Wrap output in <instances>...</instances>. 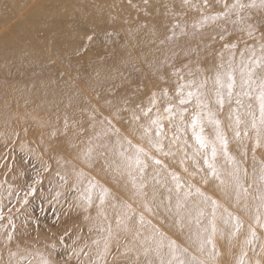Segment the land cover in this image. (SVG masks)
<instances>
[{
  "label": "rangeland",
  "instance_id": "374dc122",
  "mask_svg": "<svg viewBox=\"0 0 264 264\" xmlns=\"http://www.w3.org/2000/svg\"><path fill=\"white\" fill-rule=\"evenodd\" d=\"M262 45L264 0H0V264H264V221L224 219L209 167L239 138L264 159L260 86L216 81L264 82Z\"/></svg>",
  "mask_w": 264,
  "mask_h": 264
},
{
  "label": "bare ground",
  "instance_id": "6f19581e",
  "mask_svg": "<svg viewBox=\"0 0 264 264\" xmlns=\"http://www.w3.org/2000/svg\"><path fill=\"white\" fill-rule=\"evenodd\" d=\"M18 1V0H16ZM22 1V0H21ZM54 0H43L44 3L47 2H51ZM82 1V0H81ZM19 3V2H18ZM57 3V2H56ZM58 4V3H57ZM80 4L77 2H74L73 7L76 8L77 6H79ZM167 5V4H166ZM44 6V5H43ZM82 6V5H81ZM175 6V5H174ZM45 7V6H44ZM72 7V6H71ZM172 7V6H171ZM46 8V7H45ZM68 8V7H67ZM70 8V7H69ZM71 8V9H74ZM80 8V7H79ZM167 8V7H166ZM65 9V8H64ZM65 13V11H64ZM72 13V12H70ZM81 13V12H80ZM26 21V20H25ZM28 25V23H27ZM24 27V26H23ZM230 53V52H229ZM219 55V54H218ZM217 56V55H216ZM236 57V56H235ZM195 58V57H194ZM197 58V57H196ZM195 58V59H196ZM209 58V57H208ZM219 60V59H218ZM227 60V58H226ZM233 60V59H232ZM220 61V60H219ZM225 61V60H224ZM217 62V61H216ZM264 62V61H263ZM220 63V62H219ZM229 63V62H228ZM204 64V63H203ZM221 64V63H220ZM206 67L208 66V75H209V86L205 89V92L209 94V87L211 86V82L213 79V74L215 75V68L217 66H213V65H205ZM188 67V66H187ZM201 67V66H200ZM227 68V67H226ZM230 68V67H229ZM262 68V67H261ZM235 69V68H234ZM254 69V68H253ZM233 70V68H232ZM184 71V70H183ZM209 71L211 72L212 76H210L211 74L209 73ZM219 71V70H218ZM221 71V70H220ZM227 71V70H226ZM200 72V71H199ZM223 72H225V70H223ZM235 72V71H234ZM253 72V71H252ZM202 72L198 73L201 74ZM228 73V71H227ZM232 74V72H229V74ZM184 74V73H183ZM219 74V73H218ZM222 74V73H221ZM202 75V74H201ZM223 75V74H222ZM221 75V76H222ZM190 77V76H189ZM197 78L199 76H196ZM195 77V78H196ZM202 78V76H201ZM204 78V77H203ZM228 78V77H227ZM253 80L251 79L249 81L248 87L243 86V81L241 79H237L236 77V88H244V90H248V88L252 91L255 90L257 88H259L260 84L258 83V77L254 78L252 77ZM200 79V77H199ZM198 79V80H199ZM206 80V77L204 78ZM199 80L202 81V85L205 84V80ZM257 79V80H256ZM192 81V78L190 79ZM196 80V82L198 81ZM190 81V83H191ZM193 81L195 82V80L193 79ZM205 81V82H203ZM217 81V78H216ZM195 82V83H196ZM198 83V82H197ZM230 83V81L224 80L223 84H224V88L223 90L227 91L228 88V84ZM218 84V83H217ZM189 85V84H188ZM181 86V85H180ZM199 86V85H196ZM234 86V87H235ZM189 87V86H188ZM187 87V88H188ZM217 87V85H216ZM220 87H218L219 89ZM217 89V88H216ZM193 89H191L190 91H192ZM222 90V91H223ZM229 90V89H228ZM203 91V90H202ZM217 91V90H216ZM219 91V90H218ZM234 91V90H233ZM232 91V92H233ZM237 91V90H236ZM249 91V90H248ZM204 92V93H205ZM191 93V92H190ZM194 93V92H193ZM202 93V92H201ZM200 93V94H201ZM218 93V92H217ZM221 93V91H220ZM222 94H225L222 92ZM227 94V93H226ZM232 94V93H231ZM176 95V94H175ZM186 95V93H185ZM188 95V93H187ZM195 95V94H194ZM197 95V94H196ZM195 95V97H196ZM236 95H240V93L236 94ZM182 96V95H181ZM189 96V95H188ZM204 96L201 94V97ZM208 96V95H207ZM217 96V95H216ZM223 96V95H222ZM205 97V96H204ZM221 97V96H220ZM173 98V97H172ZM178 98V97H175ZM184 98V97H181ZM189 98V97H188ZM198 98V97H197ZM212 98V97H211ZM224 98V97H223ZM237 99L241 98V101H245V99L243 98L242 95L240 96H236ZM193 99V98H192ZM206 99V98H205ZM209 99V98H207ZM222 99V98H221ZM177 100V99H176ZM180 100V99H179ZM183 100V99H181ZM187 100V99H186ZM210 100V99H209ZM174 101V100H173ZM178 101V100H177ZM197 101V100H196ZM207 101V100H206ZM206 101H203L206 103ZM176 102V101H175ZM202 102V101H201ZM211 102V101H210ZM177 103V102H176ZM212 103V102H211ZM210 103V104H211ZM230 100L228 98L225 99L224 101V107L225 109H223L221 112H219V114H217V119H219L222 123V130H224V137H235L236 135V131L237 128L241 127L240 130H238L237 132H243V129H247L246 123L248 122V118L247 115L245 114V112H242L240 108H233L234 107V103H231ZM246 103V102H245ZM259 103V102H258ZM175 104V103H174ZM178 104V103H177ZM184 104V103H183ZM198 104V103H197ZM201 104V103H200ZM207 104V103H206ZM239 104V103H238ZM190 105V104H189ZM174 106V105H173ZM115 107V106H114ZM179 107V106H178ZM181 107V105H180ZM193 107V106H192ZM191 107V108H192ZM205 107V106H204ZM212 107V105H211ZM117 108V107H116ZM184 109V107H182ZM201 108V107H200ZM258 108V107H257ZM186 109V108H185ZM189 110V108H188ZM200 111V109L198 110V112ZM208 111V110H207ZM260 111V110H259ZM131 112V111H130ZM174 112V111H173ZM196 112V111H195ZM197 112V113H198ZM201 112V111H200ZM124 113H126V116L129 115V110L124 111ZM260 113V112H259ZM196 114V113H195ZM201 114V113H200ZM210 114V113H208ZM207 114V115H208ZM199 115V114H198ZM202 115V114H201ZM200 115V116H201ZM192 116V115H191ZM211 116V115H210ZM137 117V115H136ZM195 117V116H194ZM212 117V116H211ZM214 117V116H213ZM144 118V117H143ZM172 118V116H171ZM198 118V117H196ZM205 118H207L206 116H204V120ZM176 119V118H175ZM174 119V120H175ZM211 120L210 117H208V120ZM178 120V119H177ZM202 119H200V123L199 120L197 119L196 121H198L197 123V130L202 132L200 133L203 137V131L205 130L204 125L201 122ZM184 121V120H183ZM178 122V121H177ZM254 122V121H253ZM177 124V123H176ZM185 124V123H184ZM216 124V123H215ZM166 125V124H165ZM207 125V123H206ZM177 126V125H176ZM178 127V126H177ZM180 127V126H179ZM186 128V127H185ZM171 129V128H170ZM207 129H211L207 128ZM213 129V128H212ZM185 130V129H184ZM218 130V129H217ZM220 131V130H219ZM173 132V131H172ZM186 132V130H185ZM184 132V134H185ZM212 132V130H211ZM223 132V131H222ZM169 133V131H168ZM218 133V131L216 132ZM208 134V133H207ZM219 134V133H218ZM173 135V134H172ZM220 135V134H219ZM217 135V136H219ZM222 135V134H221ZM186 137V135H184ZM209 136V135H208ZM210 136H212L210 134ZM174 137V136H172ZM207 136H205L204 134V140L206 143V138ZM223 137V136H222ZM243 137V136H242ZM256 137V136H255ZM177 138V137H175ZM236 138V137H235ZM234 138V139H235ZM221 139V137H220ZM224 139V138H223ZM222 139V140H223ZM238 139V138H237ZM241 139L239 138V140H235L232 141L230 144V148L231 150H229L230 153H226L222 150L219 149V147L215 146L216 149V154H215V158L213 159V166H214V170L216 175H218L215 179V186L219 189V198H218V202H221L223 205L226 204V207H228L229 209V213H225L220 212L217 209V212L219 211V214L223 216L224 219H228L230 221H235V222H248L249 220L255 221H264V179H262V177H264V169L262 168V162H264V159L261 158V156H255L254 158L251 156V152L249 147L247 148V146L242 145L241 144ZM190 140V139H189ZM187 141V140H186ZM224 141V140H223ZM221 141V142H223ZM210 142V139H209ZM213 142V141H212ZM227 142V141H226ZM209 144V143H207ZM257 144V143H256ZM261 144H262V154L264 155V138H262L261 140ZM184 145V144H183ZM221 145V144H220ZM224 145V144H223ZM198 146V143H197ZM208 146V145H207ZM185 147V146H184ZM187 147V146H186ZM193 147V146H191ZM209 147V146H208ZM217 147V148H216ZM185 149V148H184ZM197 149V148H196ZM224 149V148H223ZM186 150V149H185ZM194 150V149H193ZM192 150V151H193ZM198 150V149H197ZM187 152V150H186ZM193 155V154H192ZM212 155V153H211ZM230 155H232V158L230 157ZM194 156V155H193ZM192 156V157H193ZM207 156V154H206ZM227 158L229 159V161H227ZM194 159V158H193ZM196 159V158H195ZM175 160V159H174ZM221 160V162H220ZM201 163V162H200ZM186 165V164H185ZM202 166V165H200ZM190 168V167H189ZM188 168V169H189ZM212 169V168H211ZM185 170H186V166H185ZM190 170V169H189ZM202 171V170H201ZM191 172V171H190ZM194 173V172H193ZM200 174V173H199ZM193 175V174H192ZM159 176V175H158ZM195 176V175H194ZM205 176V174H204ZM157 177V176H156ZM205 179V178H204ZM168 181V180H167ZM204 181V180H202ZM201 181V182H202ZM208 181V180H207ZM205 183V182H204ZM186 185V184H185ZM184 185V186H185ZM160 187V185H159ZM158 187V188H159ZM211 187V186H210ZM156 188V186H155ZM186 189V188H185ZM195 189V188H194ZM244 189H247V191L245 192ZM196 190V189H195ZM212 190V189H211ZM195 193V192H194ZM193 193V194H194ZM210 193V192H209ZM199 197V196H198ZM217 202V201H216ZM216 204V207L218 206V203ZM188 203V202H187ZM189 204V203H188ZM201 204V203H200ZM211 205V204H210ZM198 206V205H197ZM201 206V205H200ZM225 206V205H224ZM196 208V207H195ZM192 209V208H191ZM175 215H171V216H175L176 218H188L190 217V211L189 208L187 210H182V211H172L171 213H174ZM216 212V213H217ZM178 213H181L182 216H179ZM165 215V214H164ZM192 215V214H191ZM215 215V213H214ZM217 218V217H216ZM168 221V220H167ZM219 230V229H218ZM190 231V230H189ZM257 231L262 232L261 230ZM251 233V231H250ZM259 233H256V235H258ZM264 234V233H263ZM189 242L193 243V236L192 234H190V236L188 237ZM263 241V240H262ZM205 253V252H204ZM206 254V253H205ZM194 261L192 257H185V256H180V261L179 264H183L184 262H187L188 264H191ZM226 264V261L225 263Z\"/></svg>",
  "mask_w": 264,
  "mask_h": 264
},
{
  "label": "snow or ice",
  "instance_id": "6c2138e0",
  "mask_svg": "<svg viewBox=\"0 0 264 264\" xmlns=\"http://www.w3.org/2000/svg\"><path fill=\"white\" fill-rule=\"evenodd\" d=\"M261 52L264 53V45H262V47H261ZM257 63H260L261 66H264V62H257ZM228 80L230 81V83L228 84V87H229V89H231L235 85V78L231 74H228ZM217 83L220 84L221 87L224 86L223 81H222V79H221V77L219 75L217 76ZM189 95H191V93H189ZM217 96L218 97L220 96L219 92L217 93ZM259 101H260V120H261V123L264 124V82H261V84H260ZM184 102L185 101H181V103H184ZM218 102L221 103V104L223 103L222 100H219ZM169 111H171V109H169ZM197 123H198V121H194V123H193L194 130H195V127H196ZM196 139H197V141H198V143L200 144L201 147H205L206 146L205 140H204V138L202 136L198 135V136H196ZM223 144H224V147L226 149L227 142L223 141ZM139 151L143 152V149H140ZM212 152H213V158H215L216 149L213 148ZM137 163H141L139 158H137ZM156 163L159 164L160 161L157 160ZM209 167L213 168L214 166L212 164H209ZM215 174H216L215 170H213V175H215ZM262 179H264V177H262ZM244 191L246 192L247 189H244ZM213 203H215V202H213ZM237 227H238V225H237ZM213 231H215L214 228H213ZM45 264H46V262H45Z\"/></svg>",
  "mask_w": 264,
  "mask_h": 264
}]
</instances>
